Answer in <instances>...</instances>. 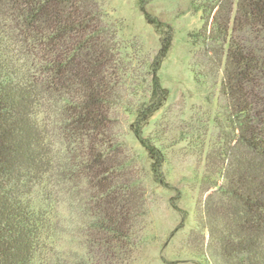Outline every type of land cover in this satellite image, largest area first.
I'll return each instance as SVG.
<instances>
[{
  "label": "trees",
  "instance_id": "1",
  "mask_svg": "<svg viewBox=\"0 0 264 264\" xmlns=\"http://www.w3.org/2000/svg\"><path fill=\"white\" fill-rule=\"evenodd\" d=\"M200 9L225 102L201 246L264 264V0ZM120 29L100 0H0V264H131L147 201L121 139ZM63 236L82 251H63Z\"/></svg>",
  "mask_w": 264,
  "mask_h": 264
},
{
  "label": "rangeland",
  "instance_id": "2",
  "mask_svg": "<svg viewBox=\"0 0 264 264\" xmlns=\"http://www.w3.org/2000/svg\"><path fill=\"white\" fill-rule=\"evenodd\" d=\"M100 3L121 27L124 109L130 110L122 115L121 139L136 156L146 189L130 263L228 264L214 245L201 246L197 229L202 202H218L205 183L206 159L222 145L225 103L222 69L196 37L203 0ZM61 244L63 251H82L79 239L63 236Z\"/></svg>",
  "mask_w": 264,
  "mask_h": 264
}]
</instances>
